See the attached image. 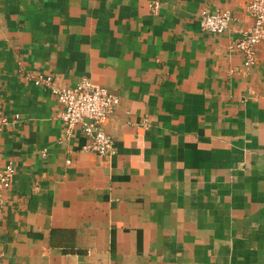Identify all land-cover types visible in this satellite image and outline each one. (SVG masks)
Listing matches in <instances>:
<instances>
[{
	"label": "crops",
	"instance_id": "1",
	"mask_svg": "<svg viewBox=\"0 0 264 264\" xmlns=\"http://www.w3.org/2000/svg\"><path fill=\"white\" fill-rule=\"evenodd\" d=\"M249 1L0 0V264H264V43L249 68L229 48ZM39 75L119 98L111 155Z\"/></svg>",
	"mask_w": 264,
	"mask_h": 264
},
{
	"label": "built area",
	"instance_id": "2",
	"mask_svg": "<svg viewBox=\"0 0 264 264\" xmlns=\"http://www.w3.org/2000/svg\"><path fill=\"white\" fill-rule=\"evenodd\" d=\"M157 8L155 4L153 9ZM244 11L251 24L239 32V37L229 48L241 53L243 65L249 68L256 63L259 44L264 43V0L249 1ZM231 22L232 16L227 11H203L200 14V25L204 32L223 34L229 29ZM33 80L35 85L42 86L55 97L60 107L57 117L64 126L66 137H70L74 129L80 126L88 140L83 147L84 151L100 157L113 153V138L104 132L102 125L119 106L116 95L88 81H82L74 87H57L50 75H39ZM18 120V114L6 116L0 111V132ZM14 174L15 170L11 165L2 167L0 161V212L4 203L3 193L10 187Z\"/></svg>",
	"mask_w": 264,
	"mask_h": 264
}]
</instances>
